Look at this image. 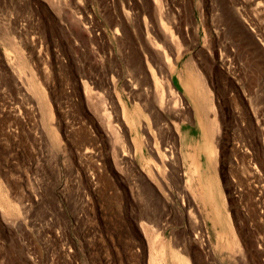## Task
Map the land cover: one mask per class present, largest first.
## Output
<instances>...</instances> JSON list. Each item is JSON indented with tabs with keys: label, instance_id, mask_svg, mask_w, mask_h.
<instances>
[{
	"label": "rangeland",
	"instance_id": "1",
	"mask_svg": "<svg viewBox=\"0 0 264 264\" xmlns=\"http://www.w3.org/2000/svg\"><path fill=\"white\" fill-rule=\"evenodd\" d=\"M0 264H264V0H0Z\"/></svg>",
	"mask_w": 264,
	"mask_h": 264
},
{
	"label": "bare ground",
	"instance_id": "2",
	"mask_svg": "<svg viewBox=\"0 0 264 264\" xmlns=\"http://www.w3.org/2000/svg\"><path fill=\"white\" fill-rule=\"evenodd\" d=\"M158 7H160V6H158ZM163 27H164V24H163ZM164 38H166V39H164ZM163 39L165 42L166 40H168V36L164 34ZM157 53L156 52L155 53H148L147 57H144L145 67L142 66L141 72L143 75L144 83L149 84L150 86L148 87V89L143 90V94L146 96L145 99H146L147 104H149V105L151 104L154 109L157 108V106H158L163 111H166L167 110L166 106L170 105V102L173 98L176 99L175 94H174L176 92L173 93L172 87L171 86L169 87L168 84H166V87L164 85H162L158 81V79L156 78L155 74L153 73V71L150 67V65H152L153 62H155L156 58L157 57L159 58ZM158 60L160 62V59H158ZM160 64H162V61L160 62ZM141 65H142V63H141ZM139 94H140V92H139ZM95 104H96V102H95ZM165 127H167L166 129H168V126L165 125ZM169 128H170V126H169ZM168 131H171V132L173 131V134H175V135L177 134V131L174 128V126L172 127V129H169Z\"/></svg>",
	"mask_w": 264,
	"mask_h": 264
}]
</instances>
